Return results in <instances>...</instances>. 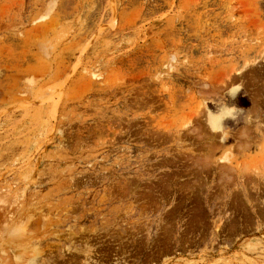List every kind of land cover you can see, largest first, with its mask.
<instances>
[{"label":"rangeland","instance_id":"obj_1","mask_svg":"<svg viewBox=\"0 0 264 264\" xmlns=\"http://www.w3.org/2000/svg\"><path fill=\"white\" fill-rule=\"evenodd\" d=\"M0 264H264V0H0Z\"/></svg>","mask_w":264,"mask_h":264},{"label":"bare ground","instance_id":"obj_2","mask_svg":"<svg viewBox=\"0 0 264 264\" xmlns=\"http://www.w3.org/2000/svg\"><path fill=\"white\" fill-rule=\"evenodd\" d=\"M210 124L213 126V124L211 123V120H210ZM25 229L21 227H12L10 230H7L5 232V234L2 236V240L4 242L6 240L10 242H17V243L22 242V239L24 238V235H25Z\"/></svg>","mask_w":264,"mask_h":264}]
</instances>
